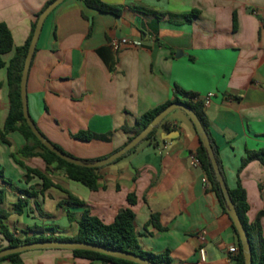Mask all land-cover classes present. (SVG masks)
<instances>
[{
  "label": "crops",
  "instance_id": "crops-1",
  "mask_svg": "<svg viewBox=\"0 0 264 264\" xmlns=\"http://www.w3.org/2000/svg\"><path fill=\"white\" fill-rule=\"evenodd\" d=\"M47 1L0 0V23L7 25L14 46L3 55L6 65ZM100 1L119 6L120 14L97 11L82 0H64L44 20L26 83L28 110L37 128L74 157L94 160L121 148L131 135L123 127H132L141 114L172 100L176 87L199 98L213 93L204 113L226 184L233 189L240 181L249 205L248 222H258L264 235V164L250 161L237 175L246 151L264 150V0ZM192 10L198 14L190 21L178 18ZM112 37L140 44L115 51L109 43ZM8 111L4 66L0 128ZM168 121L178 132L176 137L157 145L141 142L125 157L102 166L95 190L61 171L46 170L40 158L23 157L18 153L25 144L23 137L9 133L8 144L0 141V169L11 181L0 178L4 191L0 209L8 213L4 223L9 231L19 237L28 227L58 226L60 221L63 225L54 236L74 237L77 224L68 221L67 209L75 219L87 209L109 224L121 209L129 208L135 214L141 250L168 251L169 264H235L236 254L228 251L232 246L238 250L230 217L201 166L193 165L198 135L185 113L173 110ZM81 130L108 140L75 139ZM12 155L44 171L56 187L43 190L34 175L25 180L26 170ZM130 194L134 204L127 200ZM68 195L83 205L58 206ZM19 199L24 206L18 214L14 204ZM16 216L24 220H14ZM5 245L0 235V246ZM200 247L204 261L198 255ZM20 258L22 264H113L79 258L64 249L28 250Z\"/></svg>",
  "mask_w": 264,
  "mask_h": 264
},
{
  "label": "trees",
  "instance_id": "trees-1",
  "mask_svg": "<svg viewBox=\"0 0 264 264\" xmlns=\"http://www.w3.org/2000/svg\"><path fill=\"white\" fill-rule=\"evenodd\" d=\"M51 1L53 0H48L47 2H45L41 10L35 14V18L31 23L30 33L26 41L22 46L15 48L14 55L10 59L7 65L3 61V55L13 50L14 47L13 39L7 25L4 23H0V67L6 66V79L8 84V96H9V111L3 127L0 128V141L2 143L8 144L7 135L14 131L18 132L25 141V144L18 151L19 154H21L23 157L26 158H33V157L40 158L46 165V170H48V168H51L52 170L55 171H61L68 179L81 183L90 190H95L99 178L98 172L102 167L86 168L68 163L65 160L61 159L55 153L51 152L44 145L41 144V142L35 137V135L30 130L22 114L21 98H20V77H21L24 60L36 25L37 18L41 13V11ZM82 1L87 7L95 9L97 11L104 13H111L116 16L120 14L121 8L119 6L108 5L101 2L100 0H82ZM146 12H150V11H146ZM151 13L155 14L156 16L159 15L155 12H151ZM197 14H198V10H192L188 14L179 15L178 18H180L182 21H190L191 17L197 16ZM179 95L185 96L186 99L181 100L179 98ZM173 103H184L188 105L196 114L206 134L208 135L209 143L214 152L216 162L225 180L224 171L222 168L221 160L218 156L217 147L209 132V122L204 113L202 100L194 93L185 92L179 89L178 87H176L175 95L172 100H169L164 104L141 114L139 117L136 118L135 124L132 127H123L124 131L131 133V135L127 139V142L130 141L134 135L138 134L144 127H146L147 124L151 120H153V118L157 116L163 109H165L167 106ZM185 115L188 118L195 134L197 135V132L194 128L192 121L190 120V118L187 116L186 113ZM161 129L164 130L165 132H170L173 130L171 123L168 121V115L160 122L159 125L154 127L141 142L146 141L152 143L153 145H157L158 142L161 140L160 137ZM73 137L75 139L84 142H88L95 139L102 141L108 140L105 136L95 134L90 130H81L76 134H74ZM52 144L66 155L74 157L73 155L62 149L59 145L55 143ZM137 146L138 144L135 147H133L131 150H129L126 154L116 159L114 162L120 160L121 158L125 157L126 155L134 151ZM195 154L198 160L200 161L201 168L205 172L206 180L210 184L211 190L215 193L224 213L227 214L226 202L222 190L220 188L219 183L216 180L214 170L211 166V162L207 155V151L200 140H199V146L197 147ZM12 158L17 164H19L21 167H23L26 170V174L24 176L25 180H28L34 175L42 181L41 187L43 190L50 187H56L47 178L44 171L26 166L25 164L17 160L14 155H12ZM98 159L84 160V161H95ZM253 160H257L261 164H264V150L246 151L245 156L242 158L240 166L237 170V175L250 161ZM0 178H2L8 184L11 183L10 179L4 177L2 169H0ZM227 189L231 201L235 207L236 213L240 218V221L244 229L246 230L248 236L250 249H251V256H252L251 264H264V235H262V230L258 222H252V223L248 222L246 214L247 211L249 210V205L246 200L245 190L242 187L239 180L237 181V185L235 188L231 189L227 186ZM23 192L28 196L33 195V193L28 190H23ZM3 198H4V191L0 190V204L3 201ZM127 200L130 204H134L135 202V198L132 194L127 196ZM63 205L80 207L83 205V203L79 201L77 198L73 197L72 195H68V198L66 200L58 203V206H63ZM23 206H24V202L22 203L21 200L19 199L18 202L14 204V212L18 214L21 213ZM66 216L69 222L75 221L77 224V233L74 237L54 236V233L58 230V226L56 225H46V226L35 225L23 230L21 232L23 237L19 238L18 236H14L9 231L7 225L4 223V220L8 217V213L0 209V235H2L3 239L6 241V245L0 246V250L24 243L41 242V241H49V240H68V241H78V242L97 244L104 246L106 248L134 253L136 255L144 257L158 264L170 263V257L168 251L162 254H155L152 252H146L141 250L138 244V234L136 233L134 227L135 214L129 208L121 209L115 216L113 222L109 224L102 222L99 218L90 214V212L87 209H85L82 212L81 216L78 219L74 218L73 213L69 209L66 210ZM152 217L154 218L155 216L153 215ZM232 230L234 232L238 244V250L234 257L235 264H244L245 260L241 248V242L239 240L236 229L233 226V223H232ZM46 231L49 232L48 235H45ZM28 233H31V235L30 236L27 235ZM71 251L74 256L88 259L91 261L102 260L105 263H113V264H135L133 262L113 258L97 252L85 251V250H71ZM20 254L21 253L7 255L3 258H0V262L7 260L10 262V264H22Z\"/></svg>",
  "mask_w": 264,
  "mask_h": 264
},
{
  "label": "water",
  "instance_id": "water-1",
  "mask_svg": "<svg viewBox=\"0 0 264 264\" xmlns=\"http://www.w3.org/2000/svg\"><path fill=\"white\" fill-rule=\"evenodd\" d=\"M64 0H53L51 1L39 14L36 25L31 37V41L28 46L27 54L24 60L21 77H20V98H21V108H22V114L23 117L29 126L32 133L35 135V137L41 142L42 145H44L47 149H49L51 152L55 153L58 157L65 160L68 163L86 167V168H96V167H102L106 166L108 164L113 163L116 159L120 158L124 154H126L129 150H131L133 147H135L137 144H139L147 135L148 133L157 125L160 124V122L173 110L180 109L184 111L187 116L192 121L194 128L197 132V135L199 137V140L203 144L204 148L207 151V155L209 157V160L211 162V166L214 170L215 177L217 182L220 185V188L222 190L226 207H227V214L230 217L233 226L236 229V232L238 234L239 240L241 242V248L244 256V264H251L252 263V256H251V249L250 244L248 240V236L246 233V230L244 229L240 218L238 217L235 207L231 201L230 195L228 193L226 182L220 172L219 166L216 162L214 152L212 150V147L209 143L208 135L206 134L203 126L201 125L199 119L197 118L196 114L193 112V110L184 103H173L169 106H167L165 109H163L157 116L151 120L146 127H144L138 134L134 135L133 138L128 141L125 145H123L121 148L117 149L110 155L95 160V161H84L75 157H71L60 151L56 146L52 144L51 141H49L37 128L34 121L32 120L29 110H28V100H27V93H26V83H27V77L28 72L30 68V64L36 49V44L41 32L42 25L44 23V20L46 17ZM178 135V132L176 130L170 131V132H162L160 134V137L162 140L166 139H173ZM23 236H19V238H22ZM37 249H64V250H85V251H92L101 253L113 258L126 260L129 262H133L135 264H158L156 262H153L151 260H148L144 257H141L139 255H136L134 253L130 252H124L119 251L111 248H106L101 245L97 244H91L86 242H78V241H68V240H49V241H41V242H31V243H24L17 246H11L0 250V258H3L7 255L11 254H17L28 250H37Z\"/></svg>",
  "mask_w": 264,
  "mask_h": 264
},
{
  "label": "built area",
  "instance_id": "built-area-1",
  "mask_svg": "<svg viewBox=\"0 0 264 264\" xmlns=\"http://www.w3.org/2000/svg\"><path fill=\"white\" fill-rule=\"evenodd\" d=\"M110 46L115 50H119L122 47H126V46H138L140 44L139 41H134V40H130L129 38L126 37H122V38H117V37H112L110 39ZM213 97V93H208L205 96H203L202 98H200L202 100L203 103V107H207L210 104L211 98ZM193 165L194 166H200V161L198 160L196 154L193 157ZM200 239H203V236H200ZM228 251L231 254H236L237 253V249L232 246L228 249ZM198 255L200 258V261H204L205 259V251L202 247H200L198 249Z\"/></svg>",
  "mask_w": 264,
  "mask_h": 264
},
{
  "label": "rangeland",
  "instance_id": "rangeland-1",
  "mask_svg": "<svg viewBox=\"0 0 264 264\" xmlns=\"http://www.w3.org/2000/svg\"><path fill=\"white\" fill-rule=\"evenodd\" d=\"M175 112H176L177 114H184V111H182V110H180V109L175 110ZM78 159H79V158H78ZM14 220H18V221L21 222L22 220H24V217L16 216V217H14ZM56 224H57L58 226H62V225H63L62 222H60V221H57Z\"/></svg>",
  "mask_w": 264,
  "mask_h": 264
}]
</instances>
